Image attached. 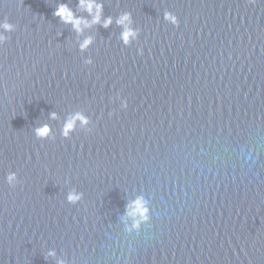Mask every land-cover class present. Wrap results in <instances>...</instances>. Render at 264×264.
<instances>
[{"label":"water","instance_id":"1","mask_svg":"<svg viewBox=\"0 0 264 264\" xmlns=\"http://www.w3.org/2000/svg\"><path fill=\"white\" fill-rule=\"evenodd\" d=\"M94 2L0 0V264H264V0Z\"/></svg>","mask_w":264,"mask_h":264},{"label":"clouds","instance_id":"2","mask_svg":"<svg viewBox=\"0 0 264 264\" xmlns=\"http://www.w3.org/2000/svg\"><path fill=\"white\" fill-rule=\"evenodd\" d=\"M254 2V0H253ZM81 6L86 8L88 10L89 13H93V10L95 9V18L93 20V23H100V16L102 13V9L103 6L100 4H96L94 2V0H81ZM56 15L61 17L65 23H71L75 26V28L79 31L80 30V25L82 23L81 20L79 19H75L73 16V13L68 9L67 6H61L57 12ZM128 20V17L125 16L124 18H122L119 23L120 24H124L125 21ZM112 23L111 19L107 20L104 24L105 27H107L108 25H110ZM2 27L5 30H10L11 29V25L8 23H4L2 25ZM133 35L132 32L130 31H125L124 33V40L127 41L129 36ZM0 39H4V37H0ZM91 41H86L85 44L82 47H86L88 43H90ZM77 119H81V117H77ZM73 124L74 121H70L67 123L66 125V129H65V134H67L68 131H70L73 128ZM49 133V128L47 126H45L42 130H38V134L39 135H47Z\"/></svg>","mask_w":264,"mask_h":264}]
</instances>
